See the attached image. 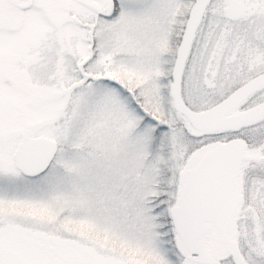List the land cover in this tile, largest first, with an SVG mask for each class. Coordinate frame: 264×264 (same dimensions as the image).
Segmentation results:
<instances>
[{
    "label": "snow or ice",
    "instance_id": "obj_1",
    "mask_svg": "<svg viewBox=\"0 0 264 264\" xmlns=\"http://www.w3.org/2000/svg\"><path fill=\"white\" fill-rule=\"evenodd\" d=\"M0 264H264V0H0Z\"/></svg>",
    "mask_w": 264,
    "mask_h": 264
}]
</instances>
